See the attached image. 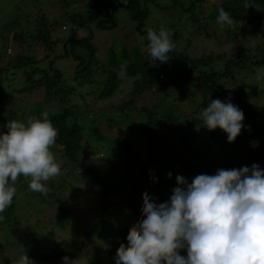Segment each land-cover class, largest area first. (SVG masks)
I'll return each mask as SVG.
<instances>
[{
  "label": "trees",
  "instance_id": "16d2710c",
  "mask_svg": "<svg viewBox=\"0 0 264 264\" xmlns=\"http://www.w3.org/2000/svg\"><path fill=\"white\" fill-rule=\"evenodd\" d=\"M202 1L179 0V7L182 11L192 10L197 2ZM30 4L26 6L30 7ZM120 6H123L130 18L136 22L135 27L139 33H144V40L139 43L136 41L132 49V45L128 48L125 43H117L121 49L109 53V56L117 53L118 57H111L98 71L99 59L96 56L92 35L96 29L105 31L116 27L115 13ZM64 7V21L71 22L75 28L69 30L63 38L56 33L60 24L56 19L49 23L41 16L37 23L33 21L32 24L26 23L22 26L24 19L28 22L30 16L22 10L21 3L11 14L10 19L4 23L0 19V30L7 31L9 41L20 47L14 55L7 54L8 57L0 60V123H3L4 132L7 133L6 125L9 121L27 122L29 119H42L41 113L48 112L50 121L58 130L56 142L50 150L57 163L58 155L65 157V162L59 163L61 165L59 176L44 182L47 188L51 186L63 188L69 174L65 165L78 166V170L89 175L96 184L98 207L107 208L113 204L120 206L132 203V195L136 192L161 195L160 192L167 189L168 194L160 202L164 203L169 200L172 190L178 186L176 183L178 175L191 183L197 175H214L220 169H240L245 166L251 168L253 164L264 169V106H259L254 98L262 91L263 85L258 81L264 74V0H221L218 5L214 1L211 4L204 3L203 8L211 15L214 14L213 19H217V10L223 7L242 33H246L248 29L253 31L255 29L257 33L258 41L253 49L243 48L229 55L202 53L193 56L185 53L178 48L181 34L172 24L148 26L144 31L142 27L150 15L140 0L124 2L90 0L84 8L75 2H67ZM78 28L86 29L87 32L78 35L75 32ZM149 29L157 32L165 29L172 34L175 52L166 65L152 66L153 61L147 52ZM10 31L13 32L12 37ZM112 49L113 43L109 46V51ZM248 51L253 54L250 55ZM66 56L80 60L73 70L76 75L75 81L92 82L89 85L95 86L92 93L86 92L92 96L89 103L84 102L83 95L78 91L77 82L68 84L67 77L57 67V61ZM223 56L225 59L218 69L209 67L214 59H222ZM122 65L127 66V75L123 78ZM258 69L262 70L260 75ZM93 77L95 78L91 81ZM173 77L182 79L189 87L187 91L182 90L179 83L173 85L176 81ZM4 81L6 86L3 85ZM36 89H40L41 100L35 108L24 109L21 106L22 95L31 94ZM142 90H152L151 93L156 90L160 93V98L152 100L151 107H146L145 104L137 106L132 95L139 94ZM178 91L181 95H178ZM122 92L129 93V98L114 105L116 115L121 116L117 122L124 121L132 114H139L135 128L145 138L148 152L145 157L142 156L132 136L123 131L124 135L118 134L109 140L107 155L101 162V167L106 165L107 168L101 170L85 161L86 155L82 156L84 147L90 141L101 143L102 140L111 137L99 129L101 124L95 122L96 118L114 122L118 116H105L99 113L104 111L103 109L93 113L95 109L93 103L99 99L112 98ZM215 99L221 101L230 99L231 103L244 113L243 124L250 130L242 129L234 142L229 143L227 134L219 128L206 129L198 119L203 108ZM183 105L186 107L185 110L178 112L177 108ZM18 106L23 109H17ZM129 108L133 111H129ZM79 120H82V123ZM88 132L89 137H86ZM81 140H84V145ZM253 143L257 146L253 147ZM89 149L93 154L94 150ZM168 173H171V177ZM150 176L154 179H150ZM20 178L23 179L22 176ZM125 185L131 187L132 195L126 196V190H123ZM54 193L52 207L56 214L52 224L54 227L70 226L69 215L75 204L72 200L73 195L63 199L59 195L60 192L58 195ZM100 217H96L97 221L89 225L84 238L54 239L52 250L32 253L31 259L52 264H63L62 258L65 256L69 260L76 257L87 259V256L81 255L86 240L102 232L106 225L104 219L99 220ZM135 227L138 226H122L117 230L116 238L103 249L107 261L116 260V251L120 244L127 247V237ZM49 234L53 237V230ZM26 243L30 245L29 242ZM94 254L91 255L92 261L82 260V264L99 263L98 255ZM179 254L185 257L187 255L185 250H180Z\"/></svg>",
  "mask_w": 264,
  "mask_h": 264
},
{
  "label": "rangeland",
  "instance_id": "374dc122",
  "mask_svg": "<svg viewBox=\"0 0 264 264\" xmlns=\"http://www.w3.org/2000/svg\"><path fill=\"white\" fill-rule=\"evenodd\" d=\"M90 0H0V19L5 22L11 18V14L15 12L14 10L20 5H22V10L29 13L30 18L28 22L25 21L21 24L30 23L33 21L36 23L38 19L43 16L44 21L52 22V19H56L58 23V28L56 33L62 38L71 30L75 28L71 22L64 21V5L67 2H75L80 7H87ZM124 2V0H120ZM141 3L147 7L149 11V18L146 20V24L142 27L145 31L146 27H156L161 25H173L181 34L178 41V48L182 49L185 53L193 56L205 54H225L229 55L235 50L239 49H253L258 41L257 33L251 29L246 30V33H242L236 25H220L217 23V19H213V15L209 11L203 8L205 2L211 4L214 1L217 5L221 0H203L201 3L197 2V5L192 10L182 11L179 7V0H140ZM178 2V3H177ZM31 3L30 7L26 4ZM70 4V3H69ZM207 7V6H205ZM115 20L117 23L116 27L112 30L108 29L105 31L94 30L92 35V41L96 46V56L99 59L97 62V68L100 71L104 64H107L111 57H118L117 53L109 56V53L119 51L121 46L120 42L125 43L128 48H133L135 42L139 43L144 40V33H139L136 29V22L132 20L125 8L120 6L115 13ZM34 23V24H36ZM76 34L83 35L87 32L86 29L78 28L75 29ZM10 31V37H12ZM9 35L7 31L0 30V60H3L9 55H14L20 50V47L13 44L8 39ZM127 38V39H126ZM113 43V49L109 51V46ZM119 43V44H117ZM133 43V44H132ZM115 44V45H114ZM38 46V44H37ZM39 47V46H38ZM39 51V50H38ZM109 51V52H108ZM248 53L251 55L252 52ZM256 55V54H255ZM225 56L221 58L214 59L209 67L213 66L214 69H218ZM80 62L79 59L73 60L71 56H66L63 59L57 61V67L63 71L68 79V84H73L77 82L78 91L83 95L84 102L89 103L91 99L92 90L95 86H90L92 82H82L78 83L75 81L74 71L76 63ZM81 67V65H80ZM92 68L95 71L94 65ZM258 75L262 73L261 69H258ZM95 75V74H94ZM95 77L91 78L92 81ZM174 78V77H173ZM176 81L173 85H178L184 91H187V84L182 79L174 78ZM264 74L261 80L258 82L262 85V91L255 96V102L259 106H264ZM6 86V81L3 82ZM89 85V86H88ZM170 85V86H173ZM14 85H12L13 87ZM77 90V89H76ZM142 90L139 94L132 95L133 102L137 106L145 104L146 107H151L152 100L155 98H160V93L156 90ZM86 92H91L86 94ZM178 95L181 93L178 91ZM127 92L118 93L116 96L106 99L97 100L95 109L93 113H97L98 110L103 109L99 113L105 116H118L116 115L114 105L118 104L119 101L123 99H128ZM154 94V95H152ZM19 96H16L18 99ZM40 89H36L35 92L31 94L22 95L21 106L26 109L35 108L36 105L41 100ZM252 101H254L252 99ZM181 104V103H177ZM112 107V108H110ZM17 109L20 106L16 107ZM20 108V109H23ZM110 108V109H109ZM185 105L179 106L177 108L178 112L185 110ZM129 111H133L129 108ZM128 118L124 121L117 122L121 116L115 117L114 122L112 121H101V118H96V123L101 124L99 129L103 130L104 133L111 135L107 137L102 142L90 141V143L84 147L82 156L85 157V161L92 166L99 167L101 170L107 168L106 165L101 167V162L104 161L107 148L109 146V140L114 138L118 134L124 135L125 131L129 136L135 141V146L138 152L142 156L147 154L148 145L145 138L139 131L136 130L135 125L139 121V114H132L127 116ZM105 119V117H104ZM82 123V120H79ZM264 127V123H263ZM5 128L3 123H0V132H4ZM124 131V133H123ZM90 132V131H89ZM89 132L86 137H89ZM264 132V130H263ZM6 134V133H5ZM84 140L81 143L84 145ZM89 148L94 150V153L89 152ZM106 150V151H104ZM146 156V155H145ZM144 156V157H145ZM101 158V161H100ZM58 163L65 162V157L57 156ZM81 160H83L81 158ZM65 169L69 171L66 177V182H64L63 188L50 187L46 194H41L37 192H32L29 190L28 185L30 183V177H18L17 181L13 185L17 189V194L13 199V203L9 206L3 213L5 219L0 221V264H17L18 259L21 257L23 252L31 259V254L39 251H50L52 250V243L54 239L59 238H70V239H82L84 238V233L88 230L89 225L97 221L96 217H100L99 220L104 219L106 222L105 228L102 232L95 234L90 239L86 240L85 248L83 249L81 255L87 256V259L76 257L73 259L72 264H82L83 261H92L91 255L95 253L98 255L97 264H115L114 262L107 261L108 258L105 257L103 249L106 245L111 243V240L116 238L117 230L122 226H139V224L144 219L141 216L143 211V200L146 196H151L153 200L159 204L162 202L166 195L168 194L167 189L162 190L159 194H152L150 192L139 193L136 192L133 195L130 193L131 187L126 185L123 190L127 195H132V203L122 204L120 206L111 205L107 208L103 206L98 207V199L96 195V184L93 179L81 173L78 166L71 167L69 164L65 165ZM98 168V169H99ZM190 179V178H189ZM22 181H27L28 183H22ZM22 183V184H21ZM61 195L63 199L68 198V195H73L74 207L71 211L69 217L71 220L70 226L59 227L52 224L56 210L52 207V193ZM68 192V193H67ZM172 193V192H171ZM115 201V200H113ZM110 203V202H108ZM107 203V204H108ZM133 211V212H132ZM103 215V216H102ZM96 218V219H95ZM101 228V224L99 226ZM53 230L54 235L49 236ZM47 233V234H46ZM30 240V241H29ZM29 242V244L26 243ZM89 253V254H88ZM94 254V255H95ZM32 260V259H31ZM83 260V261H82ZM33 264H52L51 262H42L38 260H32ZM61 264V263H59Z\"/></svg>",
  "mask_w": 264,
  "mask_h": 264
},
{
  "label": "clouds",
  "instance_id": "9594fccd",
  "mask_svg": "<svg viewBox=\"0 0 264 264\" xmlns=\"http://www.w3.org/2000/svg\"><path fill=\"white\" fill-rule=\"evenodd\" d=\"M217 11V23L234 24L223 7ZM147 42L152 66L166 65L175 52L172 34L149 29ZM126 67L121 66V78L127 75ZM41 117L9 121L7 133L0 132V213L12 205L18 177H30L29 190L46 194L44 182L61 173L50 150L58 130L48 112ZM198 119L208 130L221 129L229 143L242 129L250 130L243 124V111L230 99L212 100ZM176 183L164 203L144 198V219L130 231L127 247H118L115 264H264V169L257 164L220 169L214 175H197L191 183L178 175ZM4 219L0 215V221ZM180 250L186 251V257ZM62 260L63 264L73 261L66 256ZM17 264L33 261L24 251Z\"/></svg>",
  "mask_w": 264,
  "mask_h": 264
}]
</instances>
